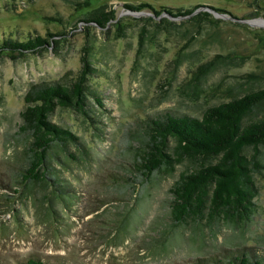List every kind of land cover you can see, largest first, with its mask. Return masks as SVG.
Masks as SVG:
<instances>
[{
  "label": "rangeland",
  "instance_id": "rangeland-1",
  "mask_svg": "<svg viewBox=\"0 0 264 264\" xmlns=\"http://www.w3.org/2000/svg\"><path fill=\"white\" fill-rule=\"evenodd\" d=\"M75 1L0 0V40L46 32L55 39L35 52L0 56V264L27 257L65 264H210L235 251L263 253L264 149L247 219L235 214L172 222L167 187L179 165L144 189L127 185L123 176L127 150L137 144L132 131L138 117L162 109L199 115L243 72L264 70L258 40L264 38V0ZM137 2L153 9L197 6L192 13L208 15L196 25L186 20L189 14L156 16L122 5ZM100 7L113 10L105 26L82 20ZM85 41L96 67L86 82L100 104L86 95L88 115L59 107L49 114L80 142L52 157L68 190L18 183L20 144L13 132L23 93L36 81L73 77Z\"/></svg>",
  "mask_w": 264,
  "mask_h": 264
},
{
  "label": "trees",
  "instance_id": "trees-1",
  "mask_svg": "<svg viewBox=\"0 0 264 264\" xmlns=\"http://www.w3.org/2000/svg\"><path fill=\"white\" fill-rule=\"evenodd\" d=\"M86 2L78 0L74 3ZM122 5L133 11L148 8L156 16L161 12L171 16L189 14L186 20L196 25L208 15L205 10L192 13L197 6L184 9L160 6L153 9L146 2ZM113 18L112 9L100 7L82 20L103 27ZM146 18L151 19L150 16ZM162 19L169 24L168 19ZM158 23L159 20L154 21V24ZM141 31L139 43L143 35ZM60 34L62 32L54 33ZM52 35L50 32L44 35L29 33L24 39L2 38L0 56L14 58L38 51L50 43L55 45V39H50ZM258 40L264 47V38ZM88 48L85 41L81 46L79 69L67 82L54 78L36 81L30 83L23 93L25 104L19 111L20 121L13 132L15 139L19 140L21 159L16 182H40L56 191L68 190L61 185L62 179L51 164L52 157L56 156L57 150L66 151L68 143L76 146L80 142L66 127L51 121L49 114L59 107L88 115L86 95L100 104V98L86 82L96 71L88 59ZM260 81L264 82L263 69L243 72L225 88L219 100L206 105L199 115L162 109L138 117L132 131L137 144L127 150L131 156L127 161L128 174H124V182L144 189L156 176L170 174L179 165L180 169L167 187L172 222L180 223L186 218L199 220L205 216L225 219L235 214L247 219L255 188L253 177L263 165L260 156L264 149V84ZM17 264L65 263L27 257ZM210 264H264V251L260 254L235 251L212 260Z\"/></svg>",
  "mask_w": 264,
  "mask_h": 264
},
{
  "label": "water",
  "instance_id": "water-1",
  "mask_svg": "<svg viewBox=\"0 0 264 264\" xmlns=\"http://www.w3.org/2000/svg\"><path fill=\"white\" fill-rule=\"evenodd\" d=\"M243 21H245L246 23H248V24H253L254 22H252V20L251 19H242Z\"/></svg>",
  "mask_w": 264,
  "mask_h": 264
}]
</instances>
